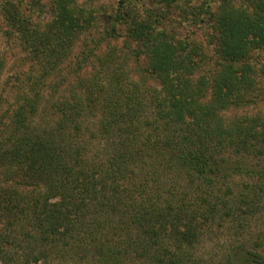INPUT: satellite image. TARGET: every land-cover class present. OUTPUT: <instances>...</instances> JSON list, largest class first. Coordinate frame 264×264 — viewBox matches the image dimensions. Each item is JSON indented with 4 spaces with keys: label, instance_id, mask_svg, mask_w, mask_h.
<instances>
[{
    "label": "trees",
    "instance_id": "1",
    "mask_svg": "<svg viewBox=\"0 0 264 264\" xmlns=\"http://www.w3.org/2000/svg\"><path fill=\"white\" fill-rule=\"evenodd\" d=\"M37 2L0 0L30 54L0 95V264H264V116L225 115L264 69V0H118L124 45L66 75L94 14L51 0L42 25Z\"/></svg>",
    "mask_w": 264,
    "mask_h": 264
},
{
    "label": "rangeland",
    "instance_id": "2",
    "mask_svg": "<svg viewBox=\"0 0 264 264\" xmlns=\"http://www.w3.org/2000/svg\"><path fill=\"white\" fill-rule=\"evenodd\" d=\"M34 0H22L24 3H32ZM38 4H34L33 10L36 11L38 15V21L42 22L44 25L45 22H48L53 17V8L51 5V0H37ZM144 5L151 4V0H133ZM201 1H210L212 5L219 3L221 0H191L193 4L199 3ZM238 4H242L244 0H233ZM118 0H77V4L82 6V9L86 13L92 12L94 14L95 20H93L91 26H87L79 36V39L76 41L73 46L70 57L68 58L67 68L61 70V72L66 75L68 71L75 69L77 66L78 59L80 60L81 56L84 54L97 55L100 52L111 53L112 51H119V48L124 45L125 37L122 34L120 38L114 39L112 37V17L114 11L117 7ZM207 28V26H204ZM193 32L198 39L204 40L208 43L207 51L211 56L214 45H211L209 38V32L205 31L203 27H193ZM123 33V32H121ZM206 38V39H205ZM254 52L256 53L254 55ZM259 52V53H258ZM0 53L5 59V69L0 77V95L3 96L4 105L2 110L7 109V105L13 103L14 97L18 94V83H20L21 72L28 69L29 63H27L30 54L26 51L22 44L20 43L18 33L9 27L3 20L0 22ZM96 53V54H95ZM258 53V54H257ZM252 56H255V59L260 61L259 66L264 67V50H253ZM133 64V63H132ZM139 66L144 67L143 64L138 63ZM93 64L88 65L85 73L89 77L91 72L89 71L90 67L93 69ZM134 65V64H133ZM138 66V65H136ZM91 69V70H92ZM37 73H40L37 70ZM69 73V79H73L74 73ZM57 75V74H56ZM58 76V75H57ZM54 77V76H53ZM52 75L48 78V82L54 81ZM255 88L252 89L248 98L244 100L238 106H233L226 111L225 115L228 117H235L243 114H259L264 116V69L259 70L258 75L254 79ZM17 84L16 88L15 85ZM14 85V86H12ZM65 85V84H64ZM253 87V86H252ZM264 163V162H263ZM225 233V234H224ZM220 234V241L217 238L214 243H210L208 247L203 246L201 252L204 253L205 257L211 256V253L214 252V248L218 246L216 243L220 242L219 245L222 247L226 243V239L229 235L226 232ZM217 241V242H216ZM219 251V250H218ZM215 256V255H214ZM51 264H89L87 262H68L62 259H57Z\"/></svg>",
    "mask_w": 264,
    "mask_h": 264
}]
</instances>
